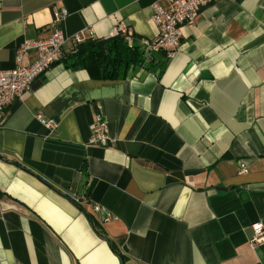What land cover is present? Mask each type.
<instances>
[{
    "label": "crops",
    "instance_id": "crops-1",
    "mask_svg": "<svg viewBox=\"0 0 264 264\" xmlns=\"http://www.w3.org/2000/svg\"><path fill=\"white\" fill-rule=\"evenodd\" d=\"M152 3L0 0V70L50 34L56 7L67 53L86 27L155 36ZM96 113L109 146L90 142ZM0 156V264H264L251 241L264 228V0L213 1L173 57L144 54L121 79L54 63L9 105Z\"/></svg>",
    "mask_w": 264,
    "mask_h": 264
},
{
    "label": "built area",
    "instance_id": "built-area-1",
    "mask_svg": "<svg viewBox=\"0 0 264 264\" xmlns=\"http://www.w3.org/2000/svg\"><path fill=\"white\" fill-rule=\"evenodd\" d=\"M213 1L215 0H153L151 20L158 28L155 36L151 38L137 36L124 24H119L113 30L112 36L123 37L129 46H139L144 54L150 55L163 51L168 58L173 57L179 48L181 26L193 25L201 9ZM53 13L50 34L45 38L25 40L16 51L14 67L0 70V124L12 101L19 99L29 89L35 78L58 62L64 54L63 45L66 39L59 23L67 11L65 8L56 7ZM90 39H96L90 27L79 30L70 37L69 51H74L78 44ZM29 51H34L35 55L31 62H26L24 55ZM37 117L42 119L41 114ZM47 125L54 126L52 121ZM90 142L99 146H109L112 142L107 133V122L100 113L95 114L91 124ZM245 171L246 165L241 162L238 172L244 173ZM93 209L101 211L97 205H94ZM109 217L110 214L106 213V218ZM253 230L254 235L251 241L253 243L263 242L262 224L254 223Z\"/></svg>",
    "mask_w": 264,
    "mask_h": 264
},
{
    "label": "trees",
    "instance_id": "trees-1",
    "mask_svg": "<svg viewBox=\"0 0 264 264\" xmlns=\"http://www.w3.org/2000/svg\"><path fill=\"white\" fill-rule=\"evenodd\" d=\"M59 61L66 68L85 69L100 79H121L143 63L144 52L139 46H129L121 36H111L86 40Z\"/></svg>",
    "mask_w": 264,
    "mask_h": 264
},
{
    "label": "water",
    "instance_id": "water-1",
    "mask_svg": "<svg viewBox=\"0 0 264 264\" xmlns=\"http://www.w3.org/2000/svg\"><path fill=\"white\" fill-rule=\"evenodd\" d=\"M0 158H1V156H0ZM218 189L226 190L228 188H226V187H218Z\"/></svg>",
    "mask_w": 264,
    "mask_h": 264
}]
</instances>
